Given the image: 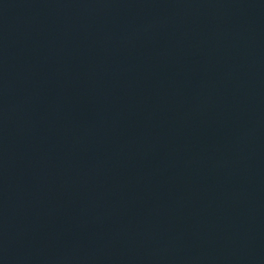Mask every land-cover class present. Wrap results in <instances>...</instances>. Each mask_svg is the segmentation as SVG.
<instances>
[{"label": "water", "instance_id": "95a60500", "mask_svg": "<svg viewBox=\"0 0 264 264\" xmlns=\"http://www.w3.org/2000/svg\"><path fill=\"white\" fill-rule=\"evenodd\" d=\"M0 264H264V0H0Z\"/></svg>", "mask_w": 264, "mask_h": 264}]
</instances>
